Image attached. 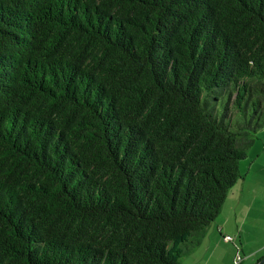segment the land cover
<instances>
[{"label": "trees", "instance_id": "16d2710c", "mask_svg": "<svg viewBox=\"0 0 264 264\" xmlns=\"http://www.w3.org/2000/svg\"><path fill=\"white\" fill-rule=\"evenodd\" d=\"M263 127L264 0H0V264H179Z\"/></svg>", "mask_w": 264, "mask_h": 264}, {"label": "crops", "instance_id": "0c3cea01", "mask_svg": "<svg viewBox=\"0 0 264 264\" xmlns=\"http://www.w3.org/2000/svg\"><path fill=\"white\" fill-rule=\"evenodd\" d=\"M256 136L259 137H255L253 144L247 152L246 158L239 164L241 179L233 186L235 187L233 190L230 189L231 191L228 192L227 198L221 209L222 212L223 208L228 204L232 205L234 203V205H240L243 203L244 207L242 210L238 211L233 207L231 211L234 221L237 222L239 219V226L229 227V221L216 218L204 229L202 234H200L198 241L191 240V242H197V244L183 255L184 261L188 260L191 264H209L212 258H218L223 261L226 259L228 260V264H231L230 253L227 251V245L230 243L224 242L222 237L224 235L235 236V241L232 242V245L235 247L237 246L236 235L237 238L241 239L240 235L243 229L242 222L247 217L249 218L252 211L250 205L252 202L256 201L257 192L259 193V189H262L264 186V130L260 131ZM246 184L251 186L250 194L252 198H250V200H244L243 196H241L243 187ZM189 243L190 242L187 243L188 247H190L191 244ZM217 250H219V252H217ZM249 255H253V253ZM249 259H251V257Z\"/></svg>", "mask_w": 264, "mask_h": 264}, {"label": "rangeland", "instance_id": "374dc122", "mask_svg": "<svg viewBox=\"0 0 264 264\" xmlns=\"http://www.w3.org/2000/svg\"><path fill=\"white\" fill-rule=\"evenodd\" d=\"M219 110L221 111V106H219ZM231 125H234V122H231ZM262 130H264V127L259 129V131L256 132V135L259 134V132ZM256 135L255 137L258 138L259 136ZM234 188L235 187L231 188V190H233ZM250 191L251 186L249 184H246L243 187V192L241 194L244 200H250V198H252ZM257 194L258 195L256 201L252 202L250 205V209L252 211L249 215V218L247 217L242 222L243 229L240 235L241 239L237 238L236 235L237 246H233L232 243L227 245V251L230 253L231 257V264H235L234 259L236 258V256L240 258V260H238L236 264H258L264 259V186L262 189H259V193L257 192ZM233 207L240 211L243 209L244 204H228L223 208L221 214L217 217L220 220L229 221V227H236L240 224L239 219L237 220V222H235L234 217L231 215ZM231 237L234 239L235 236ZM181 248H184V246H181ZM217 252H219V250H217ZM251 253H253V255H249ZM250 257L251 259H249ZM183 258V256L179 258V264H191L190 261H184ZM209 264H228V260L225 259L223 261L219 260L218 258H212ZM262 264H264V262Z\"/></svg>", "mask_w": 264, "mask_h": 264}, {"label": "built area", "instance_id": "2783aa9c", "mask_svg": "<svg viewBox=\"0 0 264 264\" xmlns=\"http://www.w3.org/2000/svg\"><path fill=\"white\" fill-rule=\"evenodd\" d=\"M222 239L224 242H227V243H230L233 241V238L231 236H227V235H224L222 237ZM238 260H240V258L238 256H236V258L234 259L235 264L237 263Z\"/></svg>", "mask_w": 264, "mask_h": 264}, {"label": "water", "instance_id": "95a60500", "mask_svg": "<svg viewBox=\"0 0 264 264\" xmlns=\"http://www.w3.org/2000/svg\"><path fill=\"white\" fill-rule=\"evenodd\" d=\"M263 262H264V259L260 263H258V264H262Z\"/></svg>", "mask_w": 264, "mask_h": 264}]
</instances>
